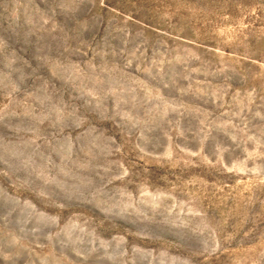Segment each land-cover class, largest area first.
I'll return each instance as SVG.
<instances>
[{"label": "rangeland", "instance_id": "rangeland-1", "mask_svg": "<svg viewBox=\"0 0 264 264\" xmlns=\"http://www.w3.org/2000/svg\"><path fill=\"white\" fill-rule=\"evenodd\" d=\"M0 264H264V0H0Z\"/></svg>", "mask_w": 264, "mask_h": 264}]
</instances>
